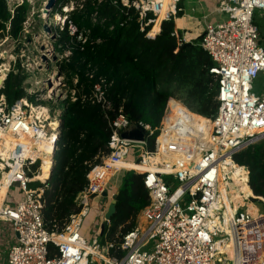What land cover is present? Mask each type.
<instances>
[{
	"label": "built area",
	"instance_id": "obj_1",
	"mask_svg": "<svg viewBox=\"0 0 264 264\" xmlns=\"http://www.w3.org/2000/svg\"><path fill=\"white\" fill-rule=\"evenodd\" d=\"M106 1L95 0L92 23H107L98 16V8ZM181 1L121 0V6L116 1L111 4L119 15L127 16L133 10L139 22L146 20L140 25L144 31L160 16L161 23L174 21L182 11ZM217 12L226 18L206 24L198 42L213 64L209 75L216 85V113L205 118L169 100L158 125L152 126L132 122L120 110L109 122V152L90 166L87 184L75 199L80 211L70 215L62 229L56 223L47 227L42 198L50 189L65 104L55 110L46 105L53 100V90L33 101L37 92L29 91L28 97L11 104L0 95V184L8 183L0 199V225L10 226L15 237L5 251V264H264V213L252 216L237 205L241 199H251L264 206V198L244 193L236 198L232 192L241 185L250 189L249 169L237 164L234 155L264 140V88L261 96L253 92L254 82L264 76V48L257 25L260 19L264 26V0H219ZM128 20L117 19L120 27ZM70 28L73 33L74 27ZM108 28L112 30L114 25ZM172 35L180 47L193 42L182 33ZM103 85L101 80L94 86L89 100L109 111ZM75 100L73 92L71 101ZM135 133L143 139L128 137ZM46 158L49 175L43 181L35 180ZM127 164L139 169L127 168ZM123 172L142 176L148 204L117 243L100 246L101 232L87 243L80 228L90 200L101 198L98 214L102 226H109L105 213L115 195L109 182L115 173ZM13 184L19 185L23 199L9 203ZM32 184L39 186L29 187ZM224 197L232 198L228 201L230 213Z\"/></svg>",
	"mask_w": 264,
	"mask_h": 264
},
{
	"label": "trees",
	"instance_id": "obj_2",
	"mask_svg": "<svg viewBox=\"0 0 264 264\" xmlns=\"http://www.w3.org/2000/svg\"><path fill=\"white\" fill-rule=\"evenodd\" d=\"M112 1L121 6V0H107L98 8L100 19H107L105 26L90 20L95 0L80 2L64 20L54 44L59 52H69L59 63L68 94L61 115L58 150L54 154V167L48 181L50 189L45 190L42 198L43 216L49 229L52 223L62 229L70 215L79 213L76 196L87 184L90 166L108 154L109 122L120 110L132 122L143 121L157 126L169 100L205 118L212 117L218 108L216 85L209 75L213 64L198 44L180 47L172 35L175 31L173 20L157 22L141 31L140 25L146 20L139 22L133 10H129L127 16L119 15ZM60 3L64 4L65 0ZM80 5L83 6L81 10ZM26 18V4L15 6L11 14L7 0H0L2 33L10 28L11 34L17 36ZM118 18L119 21L128 20L126 26L120 27ZM148 18L152 19L151 16ZM110 25H114L112 30H108ZM70 27H74L73 33ZM11 76L12 72L7 78ZM75 77L77 83H74ZM101 80H104L103 90L110 104L109 111L89 100L94 86ZM15 84L12 86L6 79L2 90L10 104L26 96L23 88L17 87L20 83ZM73 92L76 100L72 102ZM200 123L209 125L208 121ZM150 145L153 146L152 141ZM233 159L249 169L253 197L264 198V147H250L235 154ZM128 168L139 169L133 164ZM148 202L142 176L126 173L111 218L113 230L122 229L119 238L134 226L137 215Z\"/></svg>",
	"mask_w": 264,
	"mask_h": 264
},
{
	"label": "rangeland",
	"instance_id": "obj_3",
	"mask_svg": "<svg viewBox=\"0 0 264 264\" xmlns=\"http://www.w3.org/2000/svg\"><path fill=\"white\" fill-rule=\"evenodd\" d=\"M80 1L81 0H65V3L62 4L60 0H56L46 11L45 8L49 0H7L10 13L14 10L15 6L26 4L27 18L25 23H23L22 31L17 36L11 34L9 31L10 28H7L4 33L0 31V79L3 77L4 80L3 83L0 84H2L3 88L6 79L10 80L12 86L19 82L20 84L17 85V87L20 86L19 88H23L27 97L29 96L27 92H37V94L31 97V101H33L36 96L38 97L41 95L42 97H46L49 95L47 90H53V100L46 103V105L55 110L61 108L63 103L65 104L68 90L64 86L65 78L60 74L59 63L63 58L69 55V52L68 50L59 52L54 48V44L59 38L58 35L63 28L64 20L75 10L76 6L80 4ZM225 18L226 16L222 15V19L224 20ZM90 20L93 21V18L90 17ZM93 23L97 24V21ZM7 25L9 27V24ZM257 25L262 36L261 45L264 48V26L260 19H258ZM198 40L199 38L192 43L198 44ZM11 72L12 76L7 78L8 74ZM47 80L51 83L50 88L44 83ZM3 88L0 89V95L3 94ZM263 88L264 76L260 75L254 82L253 92L257 96H261L263 94ZM7 104H10V102L7 101ZM44 104L45 103H43V105ZM259 145L264 147V140L255 146ZM133 161H135V159ZM131 165L132 164L129 166ZM125 175V172L115 173L111 177L109 185L111 188L114 187V194L121 188ZM38 186L39 184H32L29 187L37 188ZM22 199L23 194L19 185L13 184L9 191L8 202H18ZM101 201L99 197H93L90 200L89 212L82 221L80 233L84 236L87 243H90L92 237L98 236L101 232L103 222L101 214H98V211L101 209ZM237 205L243 213H248L252 216L264 213V206L259 201L241 199L237 202ZM97 214L99 215L98 219L95 218ZM137 216H139V214ZM136 220L137 219H135L134 223ZM10 230V226L0 225V264H5V251L15 239ZM112 230L113 225L110 221L109 226L106 225L102 230L103 235H101L102 237L100 238V246H104L105 242L112 241L117 243L119 241L122 229L116 228L113 230V233Z\"/></svg>",
	"mask_w": 264,
	"mask_h": 264
},
{
	"label": "crops",
	"instance_id": "obj_4",
	"mask_svg": "<svg viewBox=\"0 0 264 264\" xmlns=\"http://www.w3.org/2000/svg\"><path fill=\"white\" fill-rule=\"evenodd\" d=\"M218 1L182 0L179 4L182 11L174 19L175 32L186 35L191 41L198 39L206 24L215 25L223 20L222 15L217 12ZM129 165L125 166L128 168Z\"/></svg>",
	"mask_w": 264,
	"mask_h": 264
},
{
	"label": "bare ground",
	"instance_id": "obj_5",
	"mask_svg": "<svg viewBox=\"0 0 264 264\" xmlns=\"http://www.w3.org/2000/svg\"><path fill=\"white\" fill-rule=\"evenodd\" d=\"M161 20H162V17L161 16L158 17L153 22V25L156 24L157 22H160L161 23ZM1 81H3V77L0 79V83H1ZM48 164H49V159H47V158L44 159V163H43V166H42V169H41V173L35 178V180L43 181V180H45L48 177V175H49V172H48L49 165ZM225 170L226 171H229L230 168L229 167H226ZM233 178L236 180V178H237L236 172H233ZM7 187H8V183L7 182H4L3 181L0 184V199L4 195V192H6ZM221 187H224V185L222 184ZM232 192H233V195L236 196V198L238 197V195L240 193H244V195L246 197H253V193L251 192V190L247 186H244V185H241L239 188L233 190ZM224 199H225V204H226L227 212L230 213L231 208H230V205H229V202L228 201H231L232 198L230 199L228 197H226V198L224 197ZM229 257H232V252L231 251H229Z\"/></svg>",
	"mask_w": 264,
	"mask_h": 264
},
{
	"label": "water",
	"instance_id": "obj_6",
	"mask_svg": "<svg viewBox=\"0 0 264 264\" xmlns=\"http://www.w3.org/2000/svg\"><path fill=\"white\" fill-rule=\"evenodd\" d=\"M55 2H56V0H49L45 10L47 11ZM186 45H191V44H186ZM47 85H48V88L51 87V84L48 81H47ZM128 137L131 139H135V140H142L143 139L142 134H140V133H135L134 135L131 134ZM58 140H59V137L57 138V141ZM53 167L54 166H52L50 169V175H51ZM117 195H118V192L113 196L112 201H111L110 205L108 206V209L105 213V219L109 222L111 221V218L115 213V204H116ZM103 196H105V194H103ZM103 229H104V226H102L101 230H103Z\"/></svg>",
	"mask_w": 264,
	"mask_h": 264
}]
</instances>
